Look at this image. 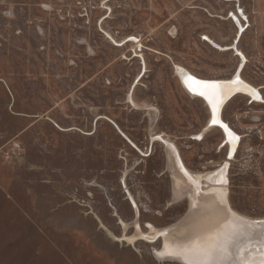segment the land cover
I'll list each match as a JSON object with an SVG mask.
<instances>
[{"label": "rangeland", "instance_id": "1", "mask_svg": "<svg viewBox=\"0 0 264 264\" xmlns=\"http://www.w3.org/2000/svg\"><path fill=\"white\" fill-rule=\"evenodd\" d=\"M234 46L263 96L224 106L236 161L220 129L194 139L210 112L175 68L235 77ZM160 136L195 173L228 166L225 208L178 196ZM237 214L264 221V0H0V264H188L238 240ZM134 222L150 236L181 224L186 253L132 239Z\"/></svg>", "mask_w": 264, "mask_h": 264}, {"label": "bare ground", "instance_id": "2", "mask_svg": "<svg viewBox=\"0 0 264 264\" xmlns=\"http://www.w3.org/2000/svg\"><path fill=\"white\" fill-rule=\"evenodd\" d=\"M240 27H241V29H244L243 25H241ZM240 36H241V33L239 34L238 37L240 38ZM133 40H135V39H133ZM214 44H215V46L224 50V48L220 47L218 44H216V43H214ZM234 49L238 53L241 54V56L243 57L242 58L243 61H242V66H240V68H239L237 76L229 78V79H207V78H203V77H200V76L194 74L193 72L187 70L186 68L182 67L181 65L175 66L176 74L180 78L181 83H182L186 93L190 96V98L203 102L207 106V108L209 109V112H210V119L208 122L209 125L207 126V129L203 133L195 135L194 139H196L200 142H203L206 139L209 132L220 129L224 135V140H225L224 149L227 148V151H228L227 156H229V160H232V161H236L238 154H239V151H240V148L242 147L241 145H242L243 141H242V139H240L239 135L236 134L232 130L231 126L230 125L228 126L226 124V121L224 120V117H223L224 109H225L224 106L226 105V103L228 104L231 100H233L236 97H244L245 98V97L249 96V98L253 100V103H262V99H263L262 93L255 86H253L251 83L244 80L241 72H242V67L245 66V62L247 60H246L245 56L243 55V53H241L236 46H234ZM144 63H145V61H144ZM188 77H192L193 81L199 80V81L205 82V83H220V84H227V85H232L233 81L239 79L240 86L238 88H234L232 91L228 92L227 94H225L222 97V103L220 104L219 111H218L217 117H216L218 119L219 123L213 124L212 108H211V105L208 103V101L204 97L200 96L199 94H197V93H195L189 89L188 84L185 82L188 79ZM192 86H193V88L197 87V85L195 83H193ZM253 93H255V95H253ZM129 98H130V101L136 107L137 104L135 103V101L133 99L132 93L129 95ZM220 124L226 125L227 128L229 129V131H231L235 136L239 137V141L237 142L235 147H233L232 143L229 140L227 133L224 131V128L220 127ZM155 137L156 136L152 137V138H154V141H155ZM159 138L161 139L163 144H165L164 141L171 144L169 146V148L171 147L170 148L171 155H173V158L176 162V166L178 167V170L180 172V175L175 178V189L177 191L178 196L184 195L185 191L187 189H192L190 193H191V196L194 200L197 199L199 195H207L204 198V200L206 198H210V199H212L211 203L214 205V207H218L221 204L225 208V206L223 204L225 198L227 197V194L225 191L227 190V188L229 187V184H230L229 183L230 178H229V174H228L229 173L228 172V169H229L228 166H225V167L220 166V170H218L215 173H207V174L195 173L187 167V165H186V163H185V161H184V159H183V157L179 151V148H177L171 141H167L166 138H164L162 136H160ZM126 188H127V186H126ZM227 192H228V190H227ZM132 199H133L135 206H136V210H135L136 217H140L141 215H140V209H139L138 203L133 196H132ZM188 199L190 200V198H188ZM226 200H228V199H226ZM237 217L241 223L244 222L243 224L245 226H243V228H242L243 231H241V235L237 241H236V239H237L236 238L237 234H236L234 236V238H232L231 241L229 239L226 242V246H227L228 252L230 254V257L234 258V260H233V262H231V264H240V260L242 257L253 260L254 264H259L261 254L264 253V221L262 219L263 224L261 226L259 224H257L258 226L255 227L254 223L252 221H249V219L247 217L245 218V216H242L239 214H237ZM237 217H235V218H237ZM134 223H136V222H134ZM237 224H238V222H237ZM135 225L138 228V233L135 236H133L132 239H135L138 237H144L152 243H157L163 239V242L165 243V247H164V251H161V252H163V254H165V255H174V256L175 255L176 256L182 255V252L184 253L185 250L187 249L186 244L182 243V242H185L183 240L184 239L183 237L185 235L183 234V232H182V234L181 233L178 234L179 233L178 231H180L179 228H180L181 224L175 225L174 227H171V228L155 230V232H153V234L151 236L146 235L142 232L140 222L136 223ZM233 239H235V240L233 241ZM165 255H161V256L164 257ZM167 258L168 257L166 256L165 259H167ZM178 258H180V257H178ZM159 259H161V257H159ZM182 259H184V258H182ZM180 260H181V258H180ZM187 262H188V260H187ZM184 263L186 264V261H184Z\"/></svg>", "mask_w": 264, "mask_h": 264}, {"label": "snow or ice", "instance_id": "3", "mask_svg": "<svg viewBox=\"0 0 264 264\" xmlns=\"http://www.w3.org/2000/svg\"><path fill=\"white\" fill-rule=\"evenodd\" d=\"M191 91L204 97L211 105L213 113V124L219 123L217 113L219 111L220 104L222 103V97L234 88L240 86L239 79L232 82V85L220 84V83H205L199 80H192V77H188L185 81ZM193 83L197 87L193 88ZM255 95V93H253ZM224 131L227 133L230 142L233 147L239 141V137L235 136L226 125L220 124ZM212 239L211 237L209 238ZM193 256L189 259L188 264H231L230 254L227 246L220 244L219 242L210 243L206 247H195L193 250ZM240 264H254V261L247 258H241ZM259 264H264V253L261 254Z\"/></svg>", "mask_w": 264, "mask_h": 264}, {"label": "water", "instance_id": "4", "mask_svg": "<svg viewBox=\"0 0 264 264\" xmlns=\"http://www.w3.org/2000/svg\"><path fill=\"white\" fill-rule=\"evenodd\" d=\"M221 127V126H220Z\"/></svg>", "mask_w": 264, "mask_h": 264}]
</instances>
